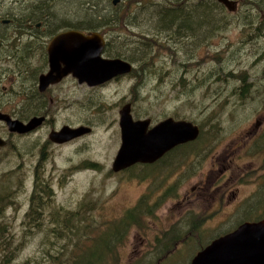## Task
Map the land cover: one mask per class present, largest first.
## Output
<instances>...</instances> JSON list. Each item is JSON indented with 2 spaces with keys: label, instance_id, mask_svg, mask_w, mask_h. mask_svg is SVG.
Here are the masks:
<instances>
[{
  "label": "rangeland",
  "instance_id": "obj_1",
  "mask_svg": "<svg viewBox=\"0 0 264 264\" xmlns=\"http://www.w3.org/2000/svg\"><path fill=\"white\" fill-rule=\"evenodd\" d=\"M73 4L77 6V3ZM246 5L242 0L243 12L240 11L238 22L233 24L229 23L232 16L225 17L228 21L222 20L214 11L194 13L189 18L181 14L162 19L157 11L146 17V28L151 29V23L155 24V19L159 18L163 25L169 26L167 28H175V22L181 26L189 24L196 33L184 39L185 44L180 51L178 44L176 59L172 55L162 58L161 67L151 76L148 74V81L153 80L158 86L157 92L147 94V102L139 101L134 110L139 116L146 115L155 121L170 116L205 125V131L198 140V145L205 146V149L198 159L196 153L191 154L188 165L179 167L181 155L176 151L166 159L164 172L159 169L162 166L144 177L132 175L133 171L129 170L120 173L112 170L120 146H117L119 131L112 124L115 118L116 121L118 119V104L124 99L117 86L96 96L103 106L84 108V119L94 128L91 127V132L80 144L52 150L53 156L46 163L44 178L53 184L52 198L45 200L39 214L32 216L29 209L34 160L26 155H16L10 147L0 151V196H3V204L8 208L19 197L22 201L17 203V211L16 207L5 208V214L0 215V223L7 226L4 235L8 240L14 238L17 249L11 264L27 263L28 260L35 263L37 257L46 258L48 252L63 254L62 257L71 251L80 254L82 248L75 246L77 239L65 242L55 235L57 226L67 223L66 213H70L69 223L83 225L82 232L97 235L121 219L142 198L139 222L134 221L116 244L118 264H189L212 239L234 230L239 224L255 218L256 214L264 213V208L259 212L252 211L254 205L264 202V189L260 186L264 155L254 145L264 131L261 100L264 97L261 92L264 90V33L256 32L250 26L260 25L264 30V0L253 6ZM62 8L57 12L58 17L68 15L61 10L72 14L70 5ZM94 9L102 11V3L97 10ZM79 12L89 15L88 11ZM96 12L90 13L95 16ZM69 17L77 18L74 14ZM133 21L142 22L143 17L136 16ZM223 24L229 26L224 31ZM169 31H146L144 34L165 38L182 33L177 28ZM133 33L123 35H130V40L134 41L131 45L140 50L132 52V58L140 55L145 64L144 55L149 57L152 49L146 45L145 49H139V41H135ZM118 35L115 39L121 41ZM123 47L113 46L116 50ZM143 50L147 53L143 54ZM182 61H185L183 67L180 65ZM146 67L148 72L154 70ZM241 74L245 76V82ZM70 88L69 84L64 86L61 96ZM214 120H217L218 127L209 126V122ZM258 122L260 124L255 128ZM5 131L0 124V136ZM28 144L29 141H25L20 146L25 153ZM200 146L194 148L200 149ZM21 157L22 160L19 159ZM218 157L219 160L214 161ZM19 162H22L20 169L17 166ZM92 163L96 165L92 166ZM222 164L226 167L220 170ZM213 167L211 180L207 182L209 186L198 189L203 176L209 174ZM169 169L173 170L177 185L173 194L168 189L172 175ZM22 173L29 176L30 181L25 182ZM192 187L198 192L194 200L186 198L188 193L192 194ZM15 191H18V197L17 194L14 196ZM27 210L31 219L22 223ZM14 215L21 217L19 222L9 219ZM204 216H210L208 223L196 221ZM35 224H42L41 229ZM63 230L67 231L66 226ZM190 230L193 232L189 233ZM175 236H186V239L183 243L173 241L179 247L170 252L165 245L176 239ZM3 253L0 247V258ZM166 257L169 261L164 262Z\"/></svg>",
  "mask_w": 264,
  "mask_h": 264
},
{
  "label": "flooded vegetation",
  "instance_id": "obj_2",
  "mask_svg": "<svg viewBox=\"0 0 264 264\" xmlns=\"http://www.w3.org/2000/svg\"><path fill=\"white\" fill-rule=\"evenodd\" d=\"M95 1H102V11H93L94 8V10H97V6H94L92 9L86 10L89 15H82L79 11L84 12V10L79 3H77V6L73 4L75 0H0V112L9 114L12 119L18 120L24 124H28L33 118L43 117V121L40 124L22 133L11 132L6 121L0 120V124L4 126L6 130L4 135L0 136V138L3 137L5 140V144L0 146V151L10 147L16 155H26L28 158L34 160L33 174L31 177L32 184H30L31 206L29 209H31L32 203L36 197H41L44 200L51 199V196H46V193L51 190L53 184L49 181H45L44 178L46 175V163L48 160H51L53 156L52 150L58 147L73 146L76 143L80 144L85 136L88 135V132L64 142L52 140L51 134L54 131H60L66 126L71 128L82 126L94 128L92 123L84 119L83 111L84 108L88 106L92 109L94 106H103L100 101L97 100V95L102 94L112 86H117L124 96L122 102L118 104L120 107L117 114L118 119L116 121L115 118L112 124V126L115 125L116 130H118L120 134V140L117 142V146L122 143L120 111L125 105H131V113L134 120L150 118L146 115L139 116L134 111L139 101L144 103L147 102V94L150 95L153 92H157L156 88L158 86L156 87L154 85L153 80L148 81V74L151 76L158 67H161L162 58L172 55V57L176 59L175 54L178 50V44L180 46V51L182 49L181 46L185 44L184 39L191 38L192 36L188 34L184 37L172 35L165 38H158L159 42L151 45L147 39L152 36L144 34L147 33L146 31L153 32L156 30L169 33L170 29L177 28V30H180L181 28H185L176 22L173 25L175 28H167L169 26L163 25L161 20H158L159 18L155 19V24L151 23V29L146 28V17L148 15L151 17V12L159 11L160 19H162L165 16L181 14L189 18V16L194 13L214 11L218 12V16L220 15L222 20L225 19V17L232 16L229 23L233 24L238 22L239 13L243 9L242 0H231L235 1V10H230L221 2L222 8L212 10L209 7L211 0H88V3L91 4ZM199 4H204L206 7L197 8L196 6ZM68 5H70L69 10L72 11V14L66 12L67 10H61L68 15L65 17H58L57 12L60 8H64ZM90 12H96V15L92 16L94 13L92 14ZM73 14L77 17L76 19H70L69 15ZM139 15L143 17V21H133V18ZM82 16H84V18H82ZM262 18L264 19V11H262ZM225 20L228 21V19ZM227 24L222 25L224 26L223 31L226 27H229ZM250 26L256 32L264 33V30H262L263 26ZM68 31H78L85 35H93L94 33L100 35V42L103 41L101 50L102 57L110 60L119 59L123 62L130 63L133 65L132 70L119 73L108 79H103L98 83H94L96 77L91 79L93 83L86 80L80 81V77L75 76L71 72L63 75L59 81L50 83L46 87L43 86L42 79L52 71L51 55L49 51L51 42L57 35ZM242 31L243 29L241 27V32ZM118 33V39L121 41L115 39V35ZM127 33H133L134 39H136L135 41H139L137 42L138 45H140L139 49H145L146 46L150 48L149 50L152 49L149 51V57L142 56L145 59L144 62L147 60L152 62L154 70L148 72L140 55L134 59L132 58V52H140V50H136L135 47L131 45L134 41L132 40V42L130 40V35H123ZM123 44L125 47H123ZM116 45L123 48L116 50L117 48H113V46ZM146 50H143V54L147 53ZM181 63L185 64V61ZM60 67H64L62 61L60 62ZM78 69H80V67H78ZM55 74L56 73H54V75ZM156 82L158 83V80H156ZM67 84H69L71 88L68 90L66 89L65 93L61 96L63 87ZM74 94L75 98H73ZM114 103L116 102L112 104ZM150 119L149 128L163 120L155 121L152 118ZM259 124L258 122L255 128H257ZM25 141H29L27 153H25L26 151L24 152L25 149H21L20 147ZM180 146L181 145L170 150L154 163H158L162 161V158L174 154L178 151ZM19 159L22 160V157ZM217 160H219V157L214 161ZM154 163L143 164L148 165ZM17 166L18 169H20L22 167V162H19ZM223 166L226 167L225 164H222L220 170H223ZM213 171L214 167L211 168L209 174L206 173L203 176L198 189L201 190V188L209 186L207 182L211 180L210 176L213 174ZM22 174L25 182L30 181L29 176L26 177L24 173ZM174 176L175 174L172 172L171 184L168 186L172 194L175 192L177 186L174 182ZM212 183L213 182H211V184ZM49 188L50 190H47ZM192 191V194L188 193L186 198L192 197V200L197 198L198 192L195 187H192ZM17 193L18 191L13 192L14 196ZM1 198L0 204L3 205V196H1ZM172 198H174V195H172ZM18 199L19 200H14V205L12 203L13 206L9 205L8 208L6 206V209L8 210L9 208L16 207L15 210L17 211V207H19L17 203H22L21 198L19 197ZM24 215L22 223L29 222L31 216H28V210L24 212ZM9 219L12 220V222H19L21 217L14 215L12 219L10 217ZM196 221L208 223L210 221V216H204L202 219ZM193 225L196 224L194 223ZM192 232V230L189 231V233Z\"/></svg>",
  "mask_w": 264,
  "mask_h": 264
},
{
  "label": "water",
  "instance_id": "obj_3",
  "mask_svg": "<svg viewBox=\"0 0 264 264\" xmlns=\"http://www.w3.org/2000/svg\"><path fill=\"white\" fill-rule=\"evenodd\" d=\"M230 10H235V1L218 0ZM100 35H85L68 31L57 35L51 42L52 71L42 79L43 86L59 81L68 73L80 77V81L101 82L119 73L129 72L133 65L119 59H104L101 55L103 41ZM99 42V43H98ZM64 67H60V62ZM80 67V69H78ZM54 73H58L56 76ZM46 83V85H45ZM93 83V82H92ZM122 143L112 164V170L119 172L137 163H154L175 147L195 141L201 133L198 124L191 120L168 117L149 128L151 119L134 120L131 105L120 111ZM0 120L6 121L11 132H26L43 121L33 118L28 124L12 119L0 112ZM37 121V122H36ZM89 127L66 126L54 131L51 139L64 142L90 131ZM5 140L0 138V146ZM190 264H264V218L245 221L234 230L213 239L199 250Z\"/></svg>",
  "mask_w": 264,
  "mask_h": 264
},
{
  "label": "trees",
  "instance_id": "obj_4",
  "mask_svg": "<svg viewBox=\"0 0 264 264\" xmlns=\"http://www.w3.org/2000/svg\"><path fill=\"white\" fill-rule=\"evenodd\" d=\"M245 3H247V7L248 6H253L255 3L258 4V1L261 0H244ZM75 3H79V5H81V8L84 10V12H87V9H92L94 6H100V4L102 3V1H95L91 4L88 3V0H75ZM90 7V8H88ZM197 8H205L206 5L204 4H199L196 6ZM210 8H217L220 9L222 8L220 2H218L217 0H211V3L209 5ZM99 9V8H98ZM185 28H181L180 31H182L181 34H178L179 37H184L185 35L188 34H196L194 31L193 26H190L189 24L184 25ZM149 42L151 45H154L156 42H159L158 37H155L154 35L152 37L148 38ZM145 57H148L147 54L144 55ZM146 66H148V69H154V65L152 64V62H150V60H147L145 62ZM180 65H182L183 67V63H181ZM244 73V72H243ZM242 75V74H241ZM244 82H245V76L242 75L241 78ZM249 89H253V88H249ZM248 89V90H249ZM247 92V91H246ZM261 92L264 93V90H262ZM262 100V105L264 106V97L261 99ZM177 118V117H176ZM209 119L212 118V116L208 117ZM179 119V118H178ZM197 123V122H196ZM200 128H201V133L200 136L197 140L195 141H191L185 144H182L179 148H178V153L179 155H181V160L182 162L179 161V167H182L184 165H188L189 163V156L191 154H195L197 155V159L202 156L203 150L205 149L202 145H198V140H200L202 134L205 131V125L204 124H199ZM209 126L212 127H218L217 126V120L214 121H210L209 122ZM254 145H256L257 147V151L259 153H261V155H264V131L263 133L260 135V137L257 139V141H255ZM194 146H200V149H196L194 148ZM168 157H164L159 161L158 163H154V164H148V165H144L143 163H137L134 166H132L131 168H129L128 170L130 172L133 171L132 175H137V176H141L144 177V175L148 174V173H154L156 169L159 168L161 172H164V169H166L165 165L167 163V159ZM193 163H197L196 161H192ZM264 164V163H263ZM95 163H92V166H95ZM191 168V167H190ZM189 168V169H190ZM188 169V170H189ZM170 172L172 173L173 170L169 169ZM262 184L260 186H262V188L264 189V174L262 175ZM52 189L53 187L47 189L50 191H47L46 196H51L52 198ZM264 191V190H263ZM1 196H0V201H1ZM264 200V199H263ZM260 201V200H259ZM44 203L45 200L41 197H36L35 200L32 203V207H31V214L32 216H35L37 214H39V211H41L44 208ZM142 198L138 201V203L133 206L132 208H130L126 214L119 219L117 222L110 224L108 227L103 228L104 230L101 231L99 234L97 235H90L87 233H84L81 231V227L83 225H79V224H75V223H69V217H70V213H66L64 215L65 220H66V224H61L59 226H57L58 228L56 229V236L63 238V240L65 242H69L72 241L74 239L76 240V245H78V248H82V251L80 254H77L75 251H71L70 254H65V257H62L63 254H52L50 252H48L46 254V258L42 257H37V261L34 263L31 260H28L29 262L27 263H22V264H118L119 258L117 257V251L118 248L116 247V244L119 243V241L121 240L122 237H124L126 235V233L128 232L129 227L133 226V222H139L138 218L141 217L142 215ZM5 208L6 205L5 204H0V214L4 215L5 213ZM264 208V202L261 203L259 206L257 205L252 209V211H258L260 209ZM254 213V212H253ZM256 213V212H255ZM257 218H253L255 220L261 219L264 217V213L259 215L256 214ZM250 219V220H253ZM37 226V228L41 229V225L39 224H35V226ZM66 226V230L64 231V227ZM6 225H2L0 223V247L3 250V255L0 258V264H11V258L15 255L17 249L16 246H14V238L11 237L9 240L7 238V236L4 235L5 233V229H6ZM87 227H85L86 229ZM53 230V229H52ZM53 233L55 231H52ZM62 233V234H61ZM178 236V234H177ZM76 237V238H74ZM176 237V236H175ZM85 239V240H84ZM186 239L185 237H180L171 240L167 243V245H165V247L169 248L168 251H173L175 250L177 247H179V245H176V243L173 244V241L175 242H179L181 241V243H183V240ZM179 243V244H181ZM78 250V249H77ZM44 259V260H43ZM165 261H169V258L166 257Z\"/></svg>",
  "mask_w": 264,
  "mask_h": 264
},
{
  "label": "bare ground",
  "instance_id": "obj_5",
  "mask_svg": "<svg viewBox=\"0 0 264 264\" xmlns=\"http://www.w3.org/2000/svg\"><path fill=\"white\" fill-rule=\"evenodd\" d=\"M115 1H117V0H115ZM100 2V1H99ZM175 3V2H174ZM162 6V5H161ZM247 30V29H246ZM255 36V35H254ZM207 42V41H206ZM168 118V117H167ZM164 120V119H163Z\"/></svg>",
  "mask_w": 264,
  "mask_h": 264
}]
</instances>
